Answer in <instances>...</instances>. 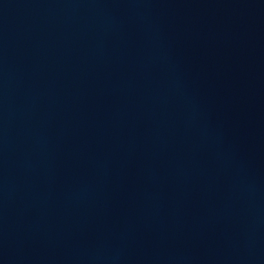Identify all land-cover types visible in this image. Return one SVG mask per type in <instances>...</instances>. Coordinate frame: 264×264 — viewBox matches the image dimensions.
I'll return each instance as SVG.
<instances>
[{
    "label": "water",
    "instance_id": "water-1",
    "mask_svg": "<svg viewBox=\"0 0 264 264\" xmlns=\"http://www.w3.org/2000/svg\"><path fill=\"white\" fill-rule=\"evenodd\" d=\"M0 264H264V0H0Z\"/></svg>",
    "mask_w": 264,
    "mask_h": 264
}]
</instances>
